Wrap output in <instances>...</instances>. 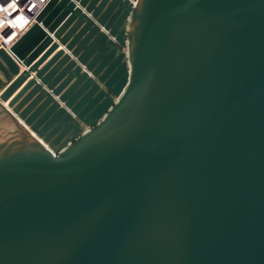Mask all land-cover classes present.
Returning a JSON list of instances; mask_svg holds the SVG:
<instances>
[{
	"label": "water",
	"instance_id": "95a60500",
	"mask_svg": "<svg viewBox=\"0 0 264 264\" xmlns=\"http://www.w3.org/2000/svg\"><path fill=\"white\" fill-rule=\"evenodd\" d=\"M0 264H264V0H47L0 45Z\"/></svg>",
	"mask_w": 264,
	"mask_h": 264
},
{
	"label": "bare ground",
	"instance_id": "6f19581e",
	"mask_svg": "<svg viewBox=\"0 0 264 264\" xmlns=\"http://www.w3.org/2000/svg\"><path fill=\"white\" fill-rule=\"evenodd\" d=\"M36 1L39 0H31L30 3ZM46 1L47 0H44L43 3H45ZM10 2L12 3V5L7 9V13H6L7 18H5L8 21V24L4 23L0 27V45L5 50L9 49L10 44L15 39V38L9 39V37H11V34L12 35L16 34V36L17 35L19 36L20 35L19 33H23L33 23V20H31V22H29L28 24H26L25 21L26 19L24 15L28 17L31 14L30 10L27 8L29 5V3L26 4L27 0H10ZM43 3L40 2V5H42ZM12 8L15 9L12 10ZM16 14H19V16L15 17ZM7 36L9 37L7 38Z\"/></svg>",
	"mask_w": 264,
	"mask_h": 264
},
{
	"label": "built area",
	"instance_id": "2783aa9c",
	"mask_svg": "<svg viewBox=\"0 0 264 264\" xmlns=\"http://www.w3.org/2000/svg\"><path fill=\"white\" fill-rule=\"evenodd\" d=\"M30 1L31 0H27V2H26V4L27 3H29V5H28V9L30 10V12H31V14L28 16V17H26L24 14V17H25V21H26V24H28L29 22H31V20H33V18H34V16H35V14L41 9V7L43 6V2H44V0H39V1H36V2H32V3H30ZM40 2L41 3H43L42 5H40ZM12 5V3L10 2V0H0V27H1V25L2 24H4V23H6V24H8V21L5 19V18H7L6 16V13H7V9L10 7ZM25 7H26V5H25ZM13 9H15V8H12V10ZM28 10V11H29ZM19 16V14H16V16L15 17H18ZM19 34H21V33H19ZM16 34L15 35H12L11 34V37H9L10 39L11 38H17L18 37V35L16 36Z\"/></svg>",
	"mask_w": 264,
	"mask_h": 264
}]
</instances>
